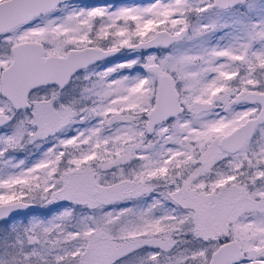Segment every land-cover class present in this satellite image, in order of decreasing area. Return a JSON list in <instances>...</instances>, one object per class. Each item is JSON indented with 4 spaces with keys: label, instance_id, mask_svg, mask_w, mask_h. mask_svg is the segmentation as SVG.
<instances>
[{
    "label": "snow or ice",
    "instance_id": "snow-or-ice-1",
    "mask_svg": "<svg viewBox=\"0 0 264 264\" xmlns=\"http://www.w3.org/2000/svg\"><path fill=\"white\" fill-rule=\"evenodd\" d=\"M0 264H264V0H0Z\"/></svg>",
    "mask_w": 264,
    "mask_h": 264
},
{
    "label": "rangeland",
    "instance_id": "rangeland-1",
    "mask_svg": "<svg viewBox=\"0 0 264 264\" xmlns=\"http://www.w3.org/2000/svg\"><path fill=\"white\" fill-rule=\"evenodd\" d=\"M83 2L86 4H96V3L100 2V0H83ZM129 2H133V0H130Z\"/></svg>",
    "mask_w": 264,
    "mask_h": 264
},
{
    "label": "flooded vegetation",
    "instance_id": "flooded-vegetation-1",
    "mask_svg": "<svg viewBox=\"0 0 264 264\" xmlns=\"http://www.w3.org/2000/svg\"><path fill=\"white\" fill-rule=\"evenodd\" d=\"M130 0H126V2H129ZM100 2H103V0H100ZM100 2H98V3H100Z\"/></svg>",
    "mask_w": 264,
    "mask_h": 264
}]
</instances>
